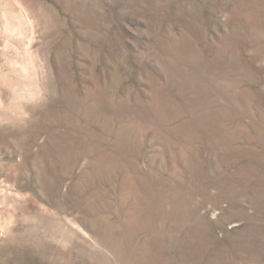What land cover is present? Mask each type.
<instances>
[{
	"label": "rangeland",
	"instance_id": "1",
	"mask_svg": "<svg viewBox=\"0 0 264 264\" xmlns=\"http://www.w3.org/2000/svg\"><path fill=\"white\" fill-rule=\"evenodd\" d=\"M0 264H264V0H0Z\"/></svg>",
	"mask_w": 264,
	"mask_h": 264
}]
</instances>
